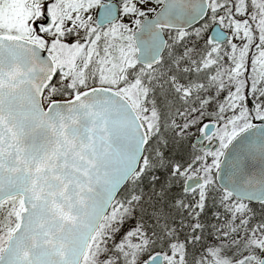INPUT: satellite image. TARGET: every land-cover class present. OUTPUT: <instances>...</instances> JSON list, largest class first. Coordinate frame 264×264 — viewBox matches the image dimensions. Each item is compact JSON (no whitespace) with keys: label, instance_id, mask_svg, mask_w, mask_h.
<instances>
[{"label":"snow or ice","instance_id":"1","mask_svg":"<svg viewBox=\"0 0 264 264\" xmlns=\"http://www.w3.org/2000/svg\"><path fill=\"white\" fill-rule=\"evenodd\" d=\"M0 264H264V0H0Z\"/></svg>","mask_w":264,"mask_h":264}]
</instances>
